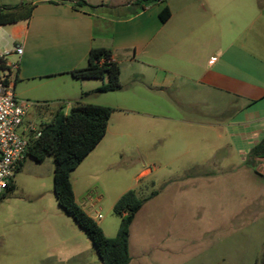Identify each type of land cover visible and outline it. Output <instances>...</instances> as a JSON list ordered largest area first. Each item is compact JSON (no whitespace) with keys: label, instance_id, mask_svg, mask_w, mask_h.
Returning a JSON list of instances; mask_svg holds the SVG:
<instances>
[{"label":"crops","instance_id":"crops-1","mask_svg":"<svg viewBox=\"0 0 264 264\" xmlns=\"http://www.w3.org/2000/svg\"><path fill=\"white\" fill-rule=\"evenodd\" d=\"M21 1L0 0V5H16ZM76 1L42 0L29 21L0 27V58L9 66L18 64L17 70L12 69L17 97L31 103L29 110L39 107L40 113L50 118L48 121L58 110L69 114L77 102L116 109L109 120L106 136L71 173L76 202L107 237L114 238L121 223L113 211L116 202L129 190L144 196L140 187L143 181L156 179L157 183L154 182L160 184L149 169L137 170L126 180H105L106 171L119 166L124 168L125 150L135 154L141 147L148 150L155 145V141H150L149 146L144 147L134 141L128 149L123 139L134 138L138 128L155 130L161 121L194 124L187 118L171 119L163 115L162 110L150 107L157 93L169 95L168 91L180 81L182 86L197 84L209 93L245 101L241 113L232 117L230 129L217 131L216 136L219 140L227 135L232 137L233 143L243 147L249 156L264 139V35L261 34L264 12H252L239 38H232L222 49V23H236V4L232 0H198L197 15L187 7L184 11L187 17L179 18L169 0L149 5L136 15L131 14L136 0H85L95 9L75 8ZM166 6L171 10V17L162 22L160 13ZM182 17L186 21L184 27H181ZM251 33H255L254 39ZM259 39L262 42H256ZM17 46L23 47L22 55L15 52ZM94 47L110 49L113 60L120 65L123 89L110 92L122 93L120 96L92 93L102 84L101 80H81L72 76V71L87 66L88 55ZM190 150L188 146L185 152ZM250 159L246 166L249 178L253 173L264 181V167L260 169L264 160ZM207 176H201L200 180L205 181ZM197 179L188 178L184 184ZM191 185L197 186L199 181ZM167 191L166 184L164 189L156 190L155 196L144 197L149 199L130 227V264H165L164 255L176 254L178 249L194 250L196 261L202 258L204 248L199 241L168 244L157 238L162 222L170 214L166 209L170 200ZM59 209L49 221V232L56 234L58 240L46 250L78 264H101L86 232L60 205ZM146 213L149 214L148 232L152 242L151 246L144 247L137 243L135 229ZM40 261L45 262L46 256H40Z\"/></svg>","mask_w":264,"mask_h":264},{"label":"rangeland","instance_id":"rangeland-1","mask_svg":"<svg viewBox=\"0 0 264 264\" xmlns=\"http://www.w3.org/2000/svg\"><path fill=\"white\" fill-rule=\"evenodd\" d=\"M232 1L236 4V23H222V49L232 38H239L252 12H264V0ZM169 5L179 18L186 15L187 7L197 15L200 2L169 0ZM183 18L181 27L186 24ZM254 35L250 34L253 39ZM179 82L168 91L169 95L157 93L150 107L162 110L171 119L187 118L194 124L161 121L155 130L135 129L134 138L123 139L128 149L134 141L144 147L150 141H155V145L145 148L146 151L141 147L135 154L125 150L124 168L108 170L104 178L110 182L126 180L137 170H151L160 184H156V179L141 182L145 192L144 196L139 195L142 199L168 185L170 200L166 209L170 214L162 222L157 238L168 244L199 241L204 249L197 261L193 258L194 250H175L176 254L164 255L165 264H264V181L253 173L249 178L246 169L250 157L256 162L264 157L249 156L228 135L221 140L216 136L217 131L230 129L232 117L241 113L246 102L209 93L197 84L182 86ZM28 113L27 123L37 127L50 119L40 113L39 107H32ZM188 146L191 150L187 153ZM54 167L53 156H48L43 163L27 157L24 168L15 176V190L0 200V264H78L46 250L58 240L56 234L49 232V221L60 210L54 188ZM263 167L264 162L260 169ZM204 175L209 178L200 180ZM188 178L198 179L184 184ZM198 181L199 185H191ZM148 225L146 213L135 229L137 243L144 247L151 246L152 242ZM40 256H46V261L41 262Z\"/></svg>","mask_w":264,"mask_h":264},{"label":"trees","instance_id":"trees-1","mask_svg":"<svg viewBox=\"0 0 264 264\" xmlns=\"http://www.w3.org/2000/svg\"><path fill=\"white\" fill-rule=\"evenodd\" d=\"M160 1L162 0H136L131 14L136 15L149 5ZM41 2L42 0H22L16 5H0V27L29 21ZM73 6L95 9L85 0L74 2ZM170 17L171 10L166 6L160 13V19L162 22H167ZM112 54L110 49L104 47L92 48L88 55L87 66L72 71V76L81 80H101L102 84L92 93L121 91L123 89L121 68L113 60ZM4 64L5 62L0 58V70L5 68ZM115 111L116 109L109 106L81 102H77L69 114L58 110L50 121L41 125V136L31 140L27 155L38 163H43L48 156H53L54 188L58 203L91 239L101 258V264H130V227L144 203L157 192L154 191L149 198L143 199L135 190L126 192L116 202L113 210L121 219L118 234L114 238H109L98 223L76 202L71 182V173L106 136L109 120ZM251 155L254 158L264 157V139L253 148ZM20 170L21 168L17 173ZM14 190L13 181L2 198Z\"/></svg>","mask_w":264,"mask_h":264},{"label":"built area","instance_id":"built-area-1","mask_svg":"<svg viewBox=\"0 0 264 264\" xmlns=\"http://www.w3.org/2000/svg\"><path fill=\"white\" fill-rule=\"evenodd\" d=\"M14 50L23 54L22 46ZM4 66L0 70V199L28 157L31 140L41 136L42 128L27 123L31 103L20 100L15 93L12 69L17 70L18 64Z\"/></svg>","mask_w":264,"mask_h":264}]
</instances>
